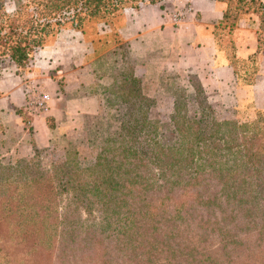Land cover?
Instances as JSON below:
<instances>
[{
    "label": "trees",
    "instance_id": "trees-1",
    "mask_svg": "<svg viewBox=\"0 0 264 264\" xmlns=\"http://www.w3.org/2000/svg\"><path fill=\"white\" fill-rule=\"evenodd\" d=\"M163 1L30 0L9 14L5 0H0V57L24 68L68 24L79 31L86 20L98 18L110 26L128 8L139 10L145 4ZM215 1L227 5L216 27V37L221 50L233 60V31L244 16L257 17L264 31V0ZM115 37L121 45L113 54L124 57L130 51L129 45L118 32ZM122 81V99L116 112L121 117V128L126 129L130 120L135 124L141 121L139 117H128L135 112L132 108L137 106L135 109L147 120L148 107L154 101L143 95L141 79L131 75ZM110 91L116 93L114 87ZM124 105L128 107L122 110ZM15 111L22 117L24 129L34 136L32 116L28 121L24 116L25 111L32 112L31 108ZM180 112L176 109L169 131L180 136L183 144H189L190 151L183 162L178 146L167 148L161 143L160 131L166 132L167 128L157 123L147 149L129 152L121 147L118 154L113 141L107 140L108 146L101 148L96 162L84 168L75 151L72 162L69 159L43 170L34 137L32 159L6 166L0 163V264H259L253 252L264 243V224L256 230L258 245L228 227L235 218L229 214L231 206L238 205L251 219L260 201L264 202V111L257 113V122L243 127L235 119H212L208 123L205 120L210 114L206 112L193 124L184 116L188 122L184 124L180 122ZM223 128V146L228 152L239 153L241 167L222 174L217 166H211L207 172L205 161L208 163L210 158L201 155L214 153L208 150L213 146L209 141L213 142ZM200 148L205 151L200 152ZM197 152L201 155L197 156ZM196 159L204 163L199 165ZM144 168L152 171L142 173ZM210 186L221 195L212 193ZM64 195L69 202L61 214L59 202ZM129 202L137 207L125 209ZM82 210L91 215L98 210L99 222L88 226L79 223ZM121 212L124 216L117 217L118 223L114 216ZM186 217L195 223L198 241L209 234L220 239V247L213 254L206 248L200 251L190 241H181L185 238L182 223Z\"/></svg>",
    "mask_w": 264,
    "mask_h": 264
},
{
    "label": "rangeland",
    "instance_id": "rangeland-1",
    "mask_svg": "<svg viewBox=\"0 0 264 264\" xmlns=\"http://www.w3.org/2000/svg\"><path fill=\"white\" fill-rule=\"evenodd\" d=\"M29 1L30 0H5L6 11L9 14H13L18 5ZM222 4L225 5L226 11L227 5L225 3ZM185 11V9L175 11L168 10L165 17L167 21L178 26L181 21L180 19H183L185 16ZM123 21V16L114 18L112 24L106 26V21L102 19L96 18L86 20L83 24V29L79 30L84 38L92 43L93 48L95 49V54L91 58V67L89 70L87 69V72L92 73V75L89 76L91 84L85 85L84 88H81L76 84L72 85L70 88L71 97L97 94L103 103L102 112L99 115L83 117L80 123L82 125L81 128L72 130L70 135L65 134L64 136L62 135V138H55V143L49 147H40L39 149L41 152L39 161L43 170H50L57 165L60 166L69 159H71L72 162L75 157V151H77L76 158L83 168L94 164L101 152V148L103 146H108L107 140L113 142L116 141L115 143L111 142V144L116 147V152L118 154H121L122 152L120 149L121 147L127 148L129 152L134 149H147L154 136L151 134V131L156 128L157 123L159 125L163 124L167 128L166 132L160 131L163 135L162 138H159L161 143L167 148H175L178 146V149L176 150L184 157V159L181 160L183 162L187 157V153L190 151L189 144L187 142L183 144L180 136L171 135L172 131H169V125L173 123L172 118L175 115L176 109L181 111L180 122L184 124H188L186 118L191 120V124H193L195 118L197 117L200 119L205 112L210 114L207 120H205L208 121V123H211L212 119L219 122L227 121V119H235L238 121L239 125L243 127L257 122L258 114H256L254 119H238L231 113V110L221 109L219 105L213 103L205 94V91L202 89L197 78L189 72L172 71V69L161 70L160 58L158 56L153 55L148 60H137L131 56L129 53L130 51L125 53L124 57L120 54H113V51L117 48L119 49L121 45L118 43L115 33H117L118 29L122 26ZM243 26L253 30L254 38L260 44L258 45L259 49H263L264 31L260 29V23L257 17L244 16L240 21L239 26L233 31L234 38L237 30ZM70 29L72 30L73 27L68 24L62 31ZM52 40L53 38L50 39L49 44ZM106 55L107 57L103 58ZM247 65L249 67L256 66V60L252 58L250 62L246 63V66ZM12 69L13 67L11 66L10 59L7 57H0V74L2 75L5 72L9 73ZM35 69L36 65L34 56L27 66L18 69L17 72L25 78L24 80L27 79L30 81L31 77L29 74L34 73ZM131 75L143 81L141 84L143 95H146L149 99L153 100L154 104L148 107L147 120H145L144 116L140 114L139 110L135 109L137 106L132 108L135 112L133 115L129 114L128 117H139L141 121L135 124V121L130 120L129 124L126 123L127 128L122 129L121 117L119 116V113L116 112V108L120 106L119 102L122 99L119 86L123 83L122 80H129ZM37 85L41 89L38 87L39 90H36L35 87H32L34 88V92H31V95L38 97L41 94H46L45 92L47 91L45 88H43L40 83ZM110 87H114L116 93L110 91ZM108 88L109 91L106 90ZM124 107L128 106H121V109L123 110ZM15 110L2 109L0 114V131H2L0 132V163L5 166L8 163L12 164L18 160H30L35 155L31 143L33 136L24 129V125L21 124L22 117L20 115L18 116ZM25 112L24 116L27 121L31 114H36L33 111ZM184 116H186V118ZM145 123H149V125L145 126ZM225 129L226 128H223L222 131L214 137L213 142L209 141L210 144H213V146H210L208 149L214 151L212 155H201L197 152V156L201 155L210 158L208 163L205 161V164L208 167L207 172L211 170V166H217V169H219L222 174L230 173V171L236 172V169L241 167L239 153L234 151L228 152L224 148L225 146H223L225 143ZM120 135H122V137ZM71 143L74 147H71ZM27 146L31 151L26 149ZM215 146L217 147L215 148ZM199 151L203 152L205 150L200 148ZM130 161L131 160H129V162ZM195 161H197L199 165L204 163L203 159H196ZM144 170L145 168L141 169L142 173L148 169ZM149 171L152 170L149 169ZM212 184L215 185L216 181H212ZM210 187L212 188V186ZM250 191L254 194L252 189H250ZM211 192L221 195L218 189L215 188H212ZM68 202L69 198L64 195L61 202H59V213L63 214L65 212ZM129 203L130 204L125 206V209L133 210V207H137V204L131 205V202ZM125 209L122 211L123 213H126ZM122 212L114 216L116 222H118L117 217L122 218L124 216ZM263 212L264 202L262 201H260V205L256 207V210L253 211L251 219H248L247 216L238 209V205H233L229 208V214L235 218L232 221V224L229 225L228 229L239 231L242 237L255 241L253 245H258L259 241L257 240L256 230L261 229L264 224ZM80 213L81 221L79 223L84 224V226L96 224L100 220L101 213L98 210H95L92 215L84 210ZM188 219L189 217H186L182 223L185 238L181 241L183 243L190 241L193 246H196L200 251L203 252L206 248V251H208L209 254H213L215 249L220 247V239L216 235L209 234L198 241L197 238L199 239V237L198 234H196L195 223H190ZM198 231H200V229H197V232ZM137 243L138 241L134 244ZM161 254L163 253L161 252ZM253 256L255 257V260H257V263L264 264V243L253 252Z\"/></svg>",
    "mask_w": 264,
    "mask_h": 264
},
{
    "label": "crops",
    "instance_id": "crops-1",
    "mask_svg": "<svg viewBox=\"0 0 264 264\" xmlns=\"http://www.w3.org/2000/svg\"><path fill=\"white\" fill-rule=\"evenodd\" d=\"M182 9L186 10L185 16L178 26L167 21L168 10ZM224 13L225 5L215 0H166L157 5L145 4L139 10H125L117 32L129 45L133 58L148 60L158 56L161 70L189 72L221 109L231 110L238 119H254L264 111V49L259 52L253 30L243 26L235 34L236 53L230 60L216 37V27ZM94 54L92 43L81 32L70 29L35 54L36 69L29 74L33 83L24 80L10 61L13 69L0 74V110L28 107L29 93L34 92L32 87L39 90L40 83L50 101L46 111L31 114L37 147H49L55 138L70 135L81 128L83 117L102 112L99 95L71 97L70 91L74 84L81 88L91 84L92 73L87 69ZM252 58L256 66L250 69L246 63Z\"/></svg>",
    "mask_w": 264,
    "mask_h": 264
},
{
    "label": "built area",
    "instance_id": "built-area-1",
    "mask_svg": "<svg viewBox=\"0 0 264 264\" xmlns=\"http://www.w3.org/2000/svg\"><path fill=\"white\" fill-rule=\"evenodd\" d=\"M180 20H182V18ZM49 101L50 96L48 94H41L38 97H34L29 93L28 106L34 113H40L46 111Z\"/></svg>",
    "mask_w": 264,
    "mask_h": 264
}]
</instances>
